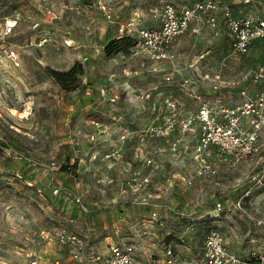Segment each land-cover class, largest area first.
I'll list each match as a JSON object with an SVG mask.
<instances>
[{
    "label": "rangeland",
    "instance_id": "rangeland-1",
    "mask_svg": "<svg viewBox=\"0 0 264 264\" xmlns=\"http://www.w3.org/2000/svg\"><path fill=\"white\" fill-rule=\"evenodd\" d=\"M194 1L103 0V10L97 0H0V25L3 17L21 14L13 34L0 42L19 54V65L0 58V141L5 145L0 264L51 258L57 243L48 238L62 229L83 236L97 251L132 245L141 264H155L157 250L161 253L167 243L186 260L203 264L200 254L211 229L224 233L243 259L264 251V226L233 207L251 188L246 206L254 218H264L256 171L249 164L229 168L213 149L209 157L219 173L197 175L201 126H184L188 114L200 108L187 90L202 93L213 105H234L237 99L227 88L204 94L212 89L201 78L204 72L221 70L250 94L260 89L251 76L264 65V41L254 42L246 55H231L225 30L217 36L204 27L178 39L173 61L154 62L132 51L112 59L104 54L108 41L121 36L122 25L133 22L130 33L137 34L160 25L164 2ZM228 4L236 14L264 18V0ZM76 62L84 67V86L63 91L48 68L68 70ZM183 65L187 69L178 71ZM24 178L39 181L43 192ZM220 198L228 200L230 211L218 213ZM157 215L168 216L158 227L160 222L151 219ZM169 229L170 239L164 235Z\"/></svg>",
    "mask_w": 264,
    "mask_h": 264
},
{
    "label": "built area",
    "instance_id": "built-area-1",
    "mask_svg": "<svg viewBox=\"0 0 264 264\" xmlns=\"http://www.w3.org/2000/svg\"><path fill=\"white\" fill-rule=\"evenodd\" d=\"M46 1V0H42ZM101 9L107 6L103 0H97ZM222 0H196L190 5L178 6L172 2H164L159 7L160 25L141 29L137 33V43L133 49L135 55H141L148 60L158 62L174 60L173 50L176 42L183 35L191 32L199 34L201 27L206 25L212 29L218 26L217 14ZM246 3L251 0H245ZM223 19L231 41L229 53L231 55H246L251 45L259 40L264 41V18L252 15L238 16L231 8L223 9ZM21 14L5 16L0 25V42L10 37L17 27ZM46 39L40 40L38 45L45 44ZM6 57L15 65H19V54L12 46L0 45V58ZM252 81L262 86L254 94L248 93L246 88L238 85L240 81L224 78L222 71L207 72L204 79L209 80L212 89L219 92L222 88L239 89L241 102L234 105H213L200 96L191 95L200 102L196 113L190 112L185 120V127L198 123L201 126L197 146V158L201 160L197 175L212 178L219 173L218 167L210 160V150L215 149L219 162L229 168L242 164H249L255 170L254 187L264 191V65L252 73ZM170 81L171 77L167 76ZM175 107V104H172ZM175 131V128L173 129ZM151 163V162H150ZM148 163V165L150 164ZM138 175L141 171L137 172ZM145 182L149 179L145 178ZM191 183V181H190ZM30 186L32 183H28ZM58 190H56L57 193ZM250 188L239 196L233 207L235 212L255 220L264 226V218H254L246 206L251 196ZM228 200L218 199L216 209L219 212L230 211ZM50 241L62 247L69 248L71 260L79 264H139L132 245H113L108 251L88 252L86 241L73 232L60 230L55 237L50 235ZM169 264H177L179 259L168 250ZM203 264H264V251H252L250 259H243L233 252L227 245L224 234L218 229L207 231L204 242ZM30 264H42L41 259L32 258ZM45 264H62L60 259H51Z\"/></svg>",
    "mask_w": 264,
    "mask_h": 264
},
{
    "label": "crops",
    "instance_id": "crops-1",
    "mask_svg": "<svg viewBox=\"0 0 264 264\" xmlns=\"http://www.w3.org/2000/svg\"><path fill=\"white\" fill-rule=\"evenodd\" d=\"M96 1V0H95ZM108 1H110V0H108ZM227 1L228 0H222L221 1V8H220V11L218 12V14H217V17H218V26H217V28H215L214 30H213V33L215 34V35H217V36H219V35H222V32H221V29H224L225 30V33H226V36H227V40L225 41V43L227 44V51L229 52V50H230V47H231V41H230V38H229V36H228V31H227V27H226V24H225V22H224V19H223V9L225 8V7H229V4L227 5ZM244 1V3H246L245 2V0H243ZM190 4H192V3H190ZM190 4H182V5H180V7L181 6H186V5H190ZM179 6V5H178ZM234 12V11H233ZM234 14H236L235 12H234ZM236 15H238V16H245V15H247V14H245V15H240V14H236ZM263 18V17H262ZM132 23L133 22H131L130 24H127V26L125 25H122V27H121V32H122V34L121 35H124V34H127V35H131V36H133V37H137V34H131L130 33V31H131V28H130V26L132 25ZM155 26V25H154ZM200 27H201V30H203V28L204 27H207L206 25H199ZM156 27H158V25L156 26ZM150 28V27H149ZM153 28V27H152ZM143 29V28H142ZM220 30V31H219ZM189 34L190 35H196V34H193V33H191V32H189ZM178 42V41H177ZM177 44V43H176ZM176 44H175V46H174V48H173V50H174V52H175V47H176ZM210 52V50L207 52V54ZM200 59H205V55H201L200 56ZM192 66H194V63H191L190 65H189V67H192ZM181 69H187V66H185V65H183V66H178L177 67V70L178 71H180ZM208 72H210V71H208ZM214 72H216V71H214ZM207 72H204L203 73V75L201 76V78H202V80L203 81H206V82H208V83H211L209 80H206V79H204V75L206 74ZM212 85V84H211ZM238 89V88H237ZM233 91H236V95H237V99H236V101L234 102V104H238L239 102H241V97H240V94H239V91L238 90H236V89H233ZM217 93V92H215V91H213V89H207V90H203V93L204 94H210V93ZM189 96H192L191 94L192 93H194V94H196L197 96H200L203 100H206L203 96H202V93H197V92H195L194 90H187V92H186ZM228 105V104H227ZM17 176L19 177V178H21L22 177V174H20V173H18L17 174ZM38 178L41 180V181H43V180H45V176H43V175H40V176H38ZM25 179V181L27 182V183H32V185L31 186H34L35 185V187H36V189H37V191L38 192H40V193H42L43 192V189H44V185L43 184H40V182L39 181H37L36 179H28V178H24ZM30 186V185H29ZM55 190V189H54ZM58 190V189H57ZM59 191V190H58ZM57 191V192H58ZM216 203H217V201H216ZM75 215H78V214H76V213H74ZM168 216H154V217H152L151 219L152 220H154V221H156V222H160V223H155L156 225H157V227L159 226L158 224H160V225H163V222H164V219L165 218H167ZM81 222V221H80ZM145 223L146 222H142V225H143V227L144 228H147V227H149V226H145ZM162 230L163 231V228H158V230ZM172 231L173 230H171V229H169V230H167L166 231V233L164 234L165 236H167L168 237V239H170L171 238V233H172ZM74 233V232H73ZM76 234V233H75ZM148 235L149 234V231L148 230H145L144 232H143V235ZM224 234V233H223ZM78 236H80V237H82L85 241H86V243H87V251L88 252H100L99 250L97 251L96 249H95V246L93 245V244H90L87 240H86V238H84L83 236H81V235H79V234H77ZM163 235V234H162ZM225 239H226V237H225ZM54 242V241H53ZM52 242V243H53ZM204 242H205V238H204ZM204 242H203V246H202V252H201V254H200V256H201V261H204ZM55 243V242H54ZM227 243V245H228V247L233 251V252H235L236 250L230 245V244H228V241L226 242ZM111 246H113V245H111ZM110 246V247H111ZM110 247H107V249L106 250H103L104 252H106V251H108L109 250V248ZM156 249V248H155ZM146 249H144L143 250V254H144V258L146 259V257H148V255H147V253H146V251H145ZM161 250V253H159L160 251L159 250H157V254H156V260H155V264H169V256H168V250H171V252L175 255V256H177V258L179 259V262L177 263V264H198L197 262H193L192 260H186L182 255H181V251L180 250H178L177 248H176V246H174V247H172L171 246V244L170 243H167V244H164V247L162 248V249H160ZM102 252V251H101ZM236 254H238L237 252H235ZM60 259L61 261H62V264H79V263H73L72 262V260H71V256H70V252H69V248H67V247H62V246H60V245H58V244H56V250H54L53 251V253H52V256H51V258H49V257H47V258H44V259H42L41 258V261H42V264H45L46 263V261H49V260H51V259ZM38 259H40V258H38ZM146 261H148V262H150L149 261V259H147ZM139 262V264H141L140 263V261H138ZM29 264H30V261H29Z\"/></svg>",
    "mask_w": 264,
    "mask_h": 264
},
{
    "label": "trees",
    "instance_id": "trees-1",
    "mask_svg": "<svg viewBox=\"0 0 264 264\" xmlns=\"http://www.w3.org/2000/svg\"><path fill=\"white\" fill-rule=\"evenodd\" d=\"M136 43V38L131 35L124 34L118 37H114L109 40L108 43L104 46L105 57L107 59H112L118 54H130L131 51L133 52ZM48 73L55 79V81L63 91L71 92L78 90L84 86L82 77L85 71L82 63L80 62H76L68 70H56L48 68ZM4 147L5 145L0 141V158L4 157L5 155ZM61 169L65 170L67 168L66 166H62Z\"/></svg>",
    "mask_w": 264,
    "mask_h": 264
}]
</instances>
